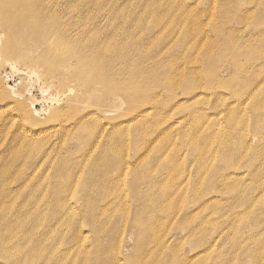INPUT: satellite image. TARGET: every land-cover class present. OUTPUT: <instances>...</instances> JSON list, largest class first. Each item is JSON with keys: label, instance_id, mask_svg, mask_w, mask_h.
Here are the masks:
<instances>
[{"label": "rangeland", "instance_id": "1", "mask_svg": "<svg viewBox=\"0 0 264 264\" xmlns=\"http://www.w3.org/2000/svg\"><path fill=\"white\" fill-rule=\"evenodd\" d=\"M48 9L126 88L17 59L0 27V264H264V0Z\"/></svg>", "mask_w": 264, "mask_h": 264}, {"label": "bare ground", "instance_id": "2", "mask_svg": "<svg viewBox=\"0 0 264 264\" xmlns=\"http://www.w3.org/2000/svg\"><path fill=\"white\" fill-rule=\"evenodd\" d=\"M48 1H50V0H29L28 2H26V0H0V27H2L7 32V34L11 38H13L14 43H16V45H17V47H14V50L13 51L12 50L8 51V54H11L12 56H14L17 59L29 60L30 59V56L33 54L32 51H36L37 48H40V47L42 48L43 47L44 48L43 49V53H41V55H39V57H37V59L34 60V61L37 62V63H39V64H42L45 67V70H46L47 73H49V74L52 75V74H56V73H58L60 71H64L65 73H67L69 75L68 76L69 78H70V76H73V77L77 78L78 80H80V83L86 89H88V88L97 89V88H101L102 87V88H106V90H107L106 91V94H112V93L123 94L125 92V89L124 88H126L125 86H123L124 84L121 85L119 83H116L113 75L106 74V71L104 69V67H105L104 65L106 63H109L107 60H105V57L106 56L108 58L111 57L110 56V53H108L109 50L108 49H101V51H100V48L101 47L100 46H95V45L92 47L94 49L90 50L89 47H87L86 45H84V42L85 41L78 40V39H74V37L72 36V31L71 30H68V28L64 27L60 23V20H58V22H59L58 23L57 20L51 21L52 19H48L47 18L48 17L47 11H49V9H48ZM38 2L40 3L39 7L41 6V9H39L38 7H36V5H37ZM32 15H36V18H38V19L32 20L33 19V16ZM35 21L41 23L40 26H39V30L40 31H39V33L37 35L32 36L31 33H30V31H28V30L30 28L35 27V26L38 25V23L35 22ZM26 31H27V33H26ZM23 34H24V36H23ZM26 34H27V38H26ZM26 39H28V40H26ZM26 50H28V51H26ZM40 50H42V49H40ZM94 50H98V51L94 52ZM5 51H6V49H5ZM135 52L136 51H134V53L132 52L133 56H135ZM240 52H242V51H240ZM51 53H53V55H51ZM237 53H238V51H237ZM248 56H249V54H248ZM229 60H231V59H229ZM238 61H239V59H238ZM75 63L81 64L82 65V68L75 69L73 67V65ZM197 63H200V61L197 60ZM203 63H205V62H203ZM208 67H210L209 66V63H208ZM241 69H242V67H241ZM202 70H203V68H202ZM115 71H116V69H115ZM213 71H215V70H213ZM43 72H44V70H43ZM141 73L143 74V72H141ZM210 73H211V71H210ZM217 73H218V71H217ZM218 74H220V73H218ZM120 75H121V73H120ZM122 75H123V73H122ZM143 77H145V75ZM148 77H150V76H148ZM65 79L67 80V78H65ZM137 79H138V77H137ZM155 80H157V79L154 78V81ZM180 80L183 81V82L186 81L185 80V76L183 74L180 75ZM157 82H158V80H157ZM139 83L140 82H136V83L133 84V87H132L133 90L134 89H137V91L140 92V88H139V85H138ZM159 83H161V82H159ZM185 85L187 86V84H185ZM60 86H62V84ZM68 86H69V83H68ZM70 86H72V85H70ZM183 87H182V90H183ZM167 88H168L167 89V92H168L170 90L169 88H171V86L170 87L168 86ZM207 89H209V87ZM171 90H170V93L168 92L169 95H170V97H171V93H172ZM173 90H176V89H173ZM142 93L144 94L145 92H142ZM89 94H93V93L91 91H89ZM130 96H132V95H130ZM144 103H147V102H144ZM131 106H132V104H131ZM123 112H125V111H123ZM135 112L137 113V111H135ZM140 115H142V113ZM125 116H127V115H125ZM108 119H109V117H108ZM105 150H107V149H105ZM104 157H106V156H104ZM102 159H103V157H102ZM119 159L121 160V158H119ZM103 161L104 160H102V162ZM108 168H109V166H108ZM91 169H93V168H91ZM115 170H116V168H115ZM115 170L114 171L112 170V171L113 172H116ZM3 181H4V179H3ZM99 187H100V184H99ZM91 191H92V189H91ZM4 194H5V189H4ZM75 198H77L76 195H75ZM4 200H5V198H4ZM5 203H7V202H5ZM94 214H96V213H94ZM100 220H101V218H100ZM92 223L94 224V222H92ZM96 226H98V225H96ZM99 235H101V234H99ZM2 252L3 251H1V253Z\"/></svg>", "mask_w": 264, "mask_h": 264}]
</instances>
